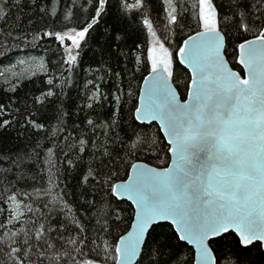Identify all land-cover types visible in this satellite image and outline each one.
I'll return each mask as SVG.
<instances>
[{"label": "snow or ice", "instance_id": "6c2138e0", "mask_svg": "<svg viewBox=\"0 0 264 264\" xmlns=\"http://www.w3.org/2000/svg\"><path fill=\"white\" fill-rule=\"evenodd\" d=\"M45 39L0 71V264H264V0H0V56Z\"/></svg>", "mask_w": 264, "mask_h": 264}, {"label": "trees", "instance_id": "16d2710c", "mask_svg": "<svg viewBox=\"0 0 264 264\" xmlns=\"http://www.w3.org/2000/svg\"><path fill=\"white\" fill-rule=\"evenodd\" d=\"M143 40H144V37L141 36L139 38V40H137V43H139V42H141ZM52 43H53L52 41H49V40L45 39L44 42L40 43L39 46H36V47H33V46L29 45L28 47L25 48L23 45H21V47L19 49H15L12 52H10L8 54V58H4V57L0 56V66L9 65L16 58L22 57V56H36V57L44 56L45 55L44 49L46 47H48L50 44H52ZM130 43H131V41H130ZM85 52L87 53V55L84 57V60L86 62L84 64V67H88L87 61H88V58L92 54L90 52H88L87 49H85ZM43 79H44V77L41 76L39 79L33 78L32 81L25 80L24 81V87H23L22 91H26L28 89H34L35 87L41 85ZM83 79H84L83 74H81V76L77 80L76 85L73 86V87H70L68 89V94L72 97L73 100H76L77 92L83 86ZM65 102L67 103V98H66V101ZM146 162L147 163H150V164H152L154 166H165V165H161V162L159 160H155V159L148 160ZM69 183L71 185H74L75 184V181L72 180L71 178H69ZM69 199H73V198L72 197H69Z\"/></svg>", "mask_w": 264, "mask_h": 264}, {"label": "rangeland", "instance_id": "374dc122", "mask_svg": "<svg viewBox=\"0 0 264 264\" xmlns=\"http://www.w3.org/2000/svg\"><path fill=\"white\" fill-rule=\"evenodd\" d=\"M27 57H36V56H22V57H18V58H27ZM17 59V58H16ZM15 59V60H16ZM15 60L12 62V63H14L15 62ZM10 65V64H9ZM9 65H6V66H0V71H3L5 68H7ZM0 79H2V78H0Z\"/></svg>", "mask_w": 264, "mask_h": 264}, {"label": "water", "instance_id": "95a60500", "mask_svg": "<svg viewBox=\"0 0 264 264\" xmlns=\"http://www.w3.org/2000/svg\"><path fill=\"white\" fill-rule=\"evenodd\" d=\"M146 74H147V73H146ZM146 74H145V75H146ZM153 166H154V165H153ZM165 166H166V165H165Z\"/></svg>", "mask_w": 264, "mask_h": 264}]
</instances>
